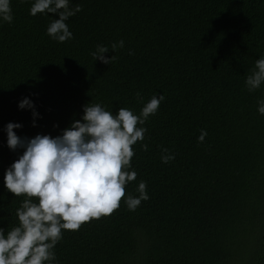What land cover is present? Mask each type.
I'll use <instances>...</instances> for the list:
<instances>
[{"label": "trees", "instance_id": "obj_1", "mask_svg": "<svg viewBox=\"0 0 264 264\" xmlns=\"http://www.w3.org/2000/svg\"><path fill=\"white\" fill-rule=\"evenodd\" d=\"M31 2L11 0L13 20L0 22V228L17 223L24 198L4 187L23 154L8 148L7 123L22 125L21 138L55 137L90 102L139 114L163 94L138 125L147 131L124 186L137 196L144 181L148 199L130 211L122 197L111 214L63 230L56 264H264V84H244L264 56V0H70L81 11L63 43L46 34L58 17L29 15ZM121 40L104 54L115 55L111 64L90 55ZM25 97L35 127L31 110L18 108ZM163 148L174 154L167 164Z\"/></svg>", "mask_w": 264, "mask_h": 264}, {"label": "clouds", "instance_id": "obj_2", "mask_svg": "<svg viewBox=\"0 0 264 264\" xmlns=\"http://www.w3.org/2000/svg\"><path fill=\"white\" fill-rule=\"evenodd\" d=\"M10 5L11 0H0V22H12ZM80 11V4L70 6V0H32L29 15L58 17L50 20L46 34L63 43L72 38L66 21ZM123 46L122 40L110 48L97 45L90 55L94 61L111 64L115 55L109 58L104 54ZM244 84L249 92L264 84V56L255 60ZM164 99L163 94L153 95L139 114L124 107L113 114L101 103L90 102L83 106L80 119L73 120L55 137L37 134L21 138L14 131L21 124L5 125L8 148L23 149V154L5 170L4 187L15 197L24 198L15 210L17 223L7 230L0 228V264H56L53 249L63 230L75 231L90 219L111 214L122 197L130 211L148 199L144 181L136 187L137 196H125L124 186L136 178V172L129 170L134 155L132 146L142 141L147 131L138 125L155 115ZM257 105L258 113L264 115V99L258 100ZM18 108L31 110L35 127L38 113L33 102L25 97L18 102ZM205 136L201 130L198 141L202 142ZM140 147L146 149L147 145ZM161 153L162 163L174 159L167 148Z\"/></svg>", "mask_w": 264, "mask_h": 264}]
</instances>
